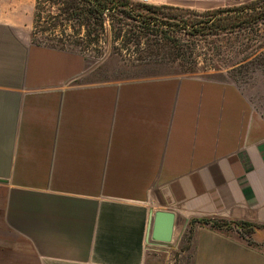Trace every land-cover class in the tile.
<instances>
[{
    "label": "crops",
    "instance_id": "0c3cea01",
    "mask_svg": "<svg viewBox=\"0 0 264 264\" xmlns=\"http://www.w3.org/2000/svg\"><path fill=\"white\" fill-rule=\"evenodd\" d=\"M0 0V264H150L192 230L193 264H264V121L232 85L120 80L30 40ZM175 215L170 246L151 215ZM196 222L191 225V222ZM234 233V234H232Z\"/></svg>",
    "mask_w": 264,
    "mask_h": 264
},
{
    "label": "rangeland",
    "instance_id": "374dc122",
    "mask_svg": "<svg viewBox=\"0 0 264 264\" xmlns=\"http://www.w3.org/2000/svg\"><path fill=\"white\" fill-rule=\"evenodd\" d=\"M4 1L11 14L32 12V43L76 53L98 74L223 82L242 94L250 116L264 121V0H121L137 20L108 17L103 27L100 20L85 25L79 19L80 0L76 14L63 11L68 0ZM141 17L163 26L144 29ZM224 230L236 232V227ZM252 232L243 233L244 240L264 250V241L256 243ZM173 244L151 252L150 264H193L192 232Z\"/></svg>",
    "mask_w": 264,
    "mask_h": 264
},
{
    "label": "trees",
    "instance_id": "16d2710c",
    "mask_svg": "<svg viewBox=\"0 0 264 264\" xmlns=\"http://www.w3.org/2000/svg\"><path fill=\"white\" fill-rule=\"evenodd\" d=\"M83 2L84 9L79 11L77 16L79 19H84L85 25L91 24L92 20H100L101 27L104 26L106 18H114V17H123L125 19H136L133 18L134 13L131 8H129V3H123L121 0H80ZM66 2V8L63 11L69 12L70 10L76 11L77 6L76 2L77 0H68ZM74 15V14H73ZM139 19L140 25L142 28H150L152 26H163L162 23H159L157 19ZM137 20V19H136ZM185 28L187 30L190 29V26L188 24H184ZM196 222V220H193L191 222V225H193ZM199 223L203 225H211V227L219 230H224L225 228H229L230 226H235L238 230L240 235L244 238L243 233H247L248 229L252 228V231L256 229L254 226H251L249 224H232L230 222L224 221V220H198ZM246 231V232H244ZM192 232V230H190ZM252 232V233H253Z\"/></svg>",
    "mask_w": 264,
    "mask_h": 264
},
{
    "label": "water",
    "instance_id": "95a60500",
    "mask_svg": "<svg viewBox=\"0 0 264 264\" xmlns=\"http://www.w3.org/2000/svg\"><path fill=\"white\" fill-rule=\"evenodd\" d=\"M175 215L170 212H156L151 215L148 228V239L159 245H167L173 241Z\"/></svg>",
    "mask_w": 264,
    "mask_h": 264
}]
</instances>
